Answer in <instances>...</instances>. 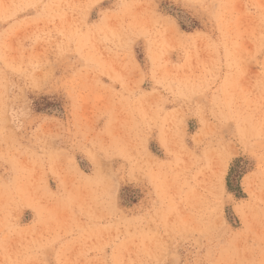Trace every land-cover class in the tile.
Here are the masks:
<instances>
[{
	"label": "rangeland",
	"instance_id": "rangeland-1",
	"mask_svg": "<svg viewBox=\"0 0 264 264\" xmlns=\"http://www.w3.org/2000/svg\"><path fill=\"white\" fill-rule=\"evenodd\" d=\"M0 264H264V0H0Z\"/></svg>",
	"mask_w": 264,
	"mask_h": 264
}]
</instances>
